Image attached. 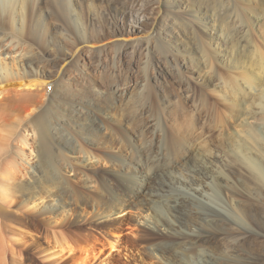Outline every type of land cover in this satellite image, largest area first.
<instances>
[{
  "label": "bare ground",
  "instance_id": "1",
  "mask_svg": "<svg viewBox=\"0 0 264 264\" xmlns=\"http://www.w3.org/2000/svg\"><path fill=\"white\" fill-rule=\"evenodd\" d=\"M87 1L91 23L106 24L120 4L138 6L134 0H101L99 11L94 0ZM15 9L19 26L0 35V98L11 91H44L54 78L57 91L48 97L46 114L34 122L39 153L50 158L55 142L59 149L81 154L84 177V183L72 184L60 176L70 168L63 157L56 167L42 166L22 148H13L0 163V192L19 194L22 204L47 200V206L68 216L54 226L30 217L18 224L68 253L81 246L82 264L95 259L99 264H260L261 223L251 220L235 200L227 202L220 191L229 182L235 192L264 206V37H253L254 8L242 12L248 36L244 44L220 35L209 38L207 23L199 10H192L193 50L205 70L198 68L197 75L180 64L190 50L176 52L167 43L166 54L160 56L172 77L151 73L156 71L153 63L137 77L123 67L126 51L116 42L109 80L106 72L98 74L104 92L96 88L92 72L80 70V49L97 47L103 40L87 35L74 0H0V24L5 16L14 21L10 16ZM44 13L55 35L49 43ZM31 19L33 41L59 57L49 65L50 72L6 58L7 47L19 46ZM114 37L124 39L122 34ZM140 38L146 39L148 66L157 58L151 53L153 41L163 44V39L154 27ZM66 52L76 57L70 60ZM106 57L100 48L90 64L97 70ZM75 88L81 95L74 94ZM72 126L74 136L52 135V128L62 132ZM31 128L26 124L14 140L25 147ZM100 163L112 171L97 170ZM25 166L31 169L27 175L22 174ZM22 176H29L27 182Z\"/></svg>",
  "mask_w": 264,
  "mask_h": 264
},
{
  "label": "rangeland",
  "instance_id": "2",
  "mask_svg": "<svg viewBox=\"0 0 264 264\" xmlns=\"http://www.w3.org/2000/svg\"><path fill=\"white\" fill-rule=\"evenodd\" d=\"M134 1V4L138 5L137 9H129L123 4H120L117 6L118 14L107 16L105 24L102 20L99 23L96 21L91 23V12L87 0H74L81 22L86 25L87 35L93 40H96V42L103 40L99 46L93 47V44L90 46L85 45L79 52L80 70L82 69L83 74L85 73L86 75L92 72L93 75L91 76L95 81L96 88H99L101 92H104L106 89L104 86L105 84L101 82L98 74L101 71L104 73L106 72L105 81L109 80L108 74L114 70L113 54L115 52L114 45L116 42H121L124 45L123 49L126 51V56L124 57L126 64H124L125 66L123 65V67L127 69L129 73L137 77L142 76L143 73H145V68H150L152 63L156 71H152L151 73L158 72L162 78L164 77L163 79L172 77L171 68L164 63L163 58L160 56L161 54H166L167 43H170L173 50L176 52H186L185 50H190L189 53H186L189 55L180 59V64L184 66L186 71H190L196 75L199 74L198 68L205 71L202 69L199 59L197 60L195 50H193L196 42L191 33V25H193V20L191 19L192 10H199V16L207 23L209 38H218L220 35L229 42L230 40L242 41L244 44L248 36L244 30L246 24L243 21L242 12L245 8H254V13L257 18L254 17V27L252 28L253 37L259 39L261 33L264 37V0ZM159 1L161 4L158 3ZM93 3L96 10L101 11V0H94ZM158 12L160 13L158 14ZM44 15L46 18L45 23L49 30L46 43H49L50 40L55 38V35L50 31V28L53 27V23L50 21L48 14L44 13ZM12 16L15 18L12 22L7 16L3 18L2 24H0V35H10L15 31V27L17 28L19 26L18 23H16L19 18L17 9H15L10 17ZM31 20L27 23L28 27L25 30L23 38L20 37L19 46L14 47L15 45H12L11 47H7L6 51L8 52L6 58L9 62H16L18 64L25 63L27 67H29L28 65L30 64L33 67H38L41 71L50 72L49 65L58 60L59 57L52 55L54 54V51H52L53 49H47L44 44L33 41L30 30L31 25L35 27V23L33 24V20ZM38 26L39 24L36 27L38 28ZM152 27L155 28V32L158 33L159 36L161 35L163 44L162 41H157L155 43L153 41L151 53L157 58L151 61L150 65L146 66L144 63L146 39L140 37L147 35ZM120 34L124 35V39L114 37ZM100 48H105L107 57L102 60L99 69L95 70V66L91 64H93V60L96 59V50ZM135 49H137V51L133 52ZM66 56L70 60H73L76 54L74 55L71 52H66ZM159 59L160 62L157 61ZM128 63H130V65ZM123 67L119 69L125 71ZM9 88L10 87H6V89ZM75 89L77 90L74 94L78 96L81 95L82 91H79V88ZM56 91L57 81L52 78L51 83L46 86L44 91L33 92V94L30 95H26L27 93L18 95L16 92L11 91L0 98V163L13 148L17 147L22 148L25 153L29 155L31 161L42 166L56 167L61 160L60 158L63 157L66 162L69 163L70 168L66 167L63 169V174L60 176H63L66 180L72 181V184H81L84 183V177L81 174L83 168L79 164L81 154L77 152L72 153L64 147L59 149L54 145L55 142L51 148L50 158L39 153L40 139L34 122L39 116L46 114L48 97L53 95ZM50 119H52V121L54 120L52 117ZM26 124L32 128L30 131L26 132L27 145L23 147L14 140V135L23 132ZM75 130V126H72L65 128L62 132L60 130L58 132L56 128H52L51 132L52 135L60 134L71 137L74 136ZM25 168L26 172L24 171L22 174L27 175V170L31 171V169L28 166H25ZM95 168L101 172L112 171L111 167L104 166L101 163L97 164ZM28 177L29 176L25 178L22 176L20 180L22 182H27ZM221 187L220 191L223 198L227 202L229 200H235L238 206H240L251 220L255 218L261 223L260 226L264 230V206H261L259 203L257 204L255 200L242 193L238 194L235 192L229 182H223ZM185 197L191 199L187 194ZM22 199V196L19 194L5 195L0 192V264H82L83 253H80L81 246H75L72 252L68 253L66 250H61L52 246L50 241L41 237L32 229L19 225L17 222V220L30 217L39 223L54 226L63 219H67L68 216L64 217L61 212L55 211L53 209L54 207L47 206V200L43 202L42 200H38L34 203L26 201L27 203L22 204V202L25 201H21ZM194 201L195 200H193V202ZM129 216L130 215H127V217ZM98 220L101 221L100 219ZM79 223L82 222L76 221V224ZM188 229H190V227ZM13 231L16 232V236H12L11 232ZM128 232L129 230L125 227V234L128 235ZM107 251L109 252L111 250H106V252ZM245 257L244 254H240V258L244 259ZM87 258L92 259L91 256H87ZM261 261L260 264H264V259ZM154 263L157 264L156 261ZM91 264L99 263L96 262L95 259Z\"/></svg>",
  "mask_w": 264,
  "mask_h": 264
}]
</instances>
